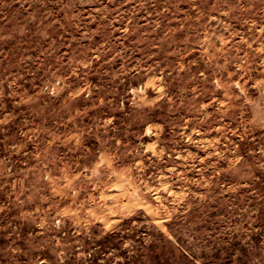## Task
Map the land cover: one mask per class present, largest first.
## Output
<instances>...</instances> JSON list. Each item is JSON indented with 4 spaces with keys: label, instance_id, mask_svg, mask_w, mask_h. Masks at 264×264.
<instances>
[{
    "label": "rangeland",
    "instance_id": "rangeland-1",
    "mask_svg": "<svg viewBox=\"0 0 264 264\" xmlns=\"http://www.w3.org/2000/svg\"><path fill=\"white\" fill-rule=\"evenodd\" d=\"M0 264H264V0H0Z\"/></svg>",
    "mask_w": 264,
    "mask_h": 264
},
{
    "label": "trees",
    "instance_id": "trees-1",
    "mask_svg": "<svg viewBox=\"0 0 264 264\" xmlns=\"http://www.w3.org/2000/svg\"><path fill=\"white\" fill-rule=\"evenodd\" d=\"M118 99H121V97H118ZM113 114V113H112Z\"/></svg>",
    "mask_w": 264,
    "mask_h": 264
}]
</instances>
